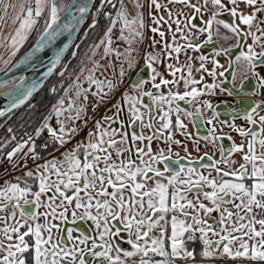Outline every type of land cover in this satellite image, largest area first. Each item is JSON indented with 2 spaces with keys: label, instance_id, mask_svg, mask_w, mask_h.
I'll use <instances>...</instances> for the list:
<instances>
[{
  "label": "snow or ice",
  "instance_id": "6c2138e0",
  "mask_svg": "<svg viewBox=\"0 0 264 264\" xmlns=\"http://www.w3.org/2000/svg\"><path fill=\"white\" fill-rule=\"evenodd\" d=\"M91 7L92 0H0V47L9 53L0 71L25 66L45 69L42 79L52 75L70 47L57 42L72 40ZM99 17L102 35L76 70L74 114L65 117L82 126L57 119L54 128L49 116L26 139L11 135L10 151H3L9 140L0 142L5 174L22 173L0 184V264H264V0H100L91 29ZM41 21L36 43L13 64ZM98 49L101 60H120L112 78L95 75L111 66L95 59ZM82 76L95 91L82 87ZM29 80L0 79V117L40 86ZM220 94L237 97L235 104L214 103ZM65 102L53 106L57 117ZM205 110L212 127L193 139L181 116ZM217 120L229 131L217 135ZM176 132L193 139L196 152L204 141L203 155L193 158Z\"/></svg>",
  "mask_w": 264,
  "mask_h": 264
},
{
  "label": "trees",
  "instance_id": "16d2710c",
  "mask_svg": "<svg viewBox=\"0 0 264 264\" xmlns=\"http://www.w3.org/2000/svg\"><path fill=\"white\" fill-rule=\"evenodd\" d=\"M67 2V0H65ZM100 5V0H93L92 7L89 9L87 13L86 19L70 45L69 49L65 53V57L61 62V65L65 62L68 64L69 61L75 65L79 61L77 59L84 55V52L87 47L93 45L98 42V38L102 35V30L104 28V18L99 17L100 26L95 30L91 29L89 25L92 23V19L94 14L96 13L97 7ZM43 28V21H41L40 25L34 30L29 39L24 43L23 47L16 54L15 57L12 58V61L23 51V49L36 37V35ZM87 33V36L85 35ZM79 45V49L76 46ZM73 51H77L78 55L75 59L72 58L71 53ZM85 56H83L84 59ZM70 63V64H71ZM61 65L58 66L56 71L48 76L45 81L40 85L35 93L26 101L20 108L15 109L10 116L6 115L4 117H0V142L5 141L6 139L10 141L11 135H15L17 140L21 139L22 135H25V132L31 133L33 130L42 122L43 117L51 108L52 104L55 102L59 95V90L65 86L67 81L74 77L73 68L69 71V73H65V76L61 78L59 76V72L62 70ZM71 65H69V69ZM55 87L57 89L56 93L53 94L51 89ZM11 127L13 129V133H8L7 129ZM16 143V141H10L7 146L3 149L6 153L11 150V147ZM40 143V141H38ZM3 154H0L2 157ZM1 184V182H0Z\"/></svg>",
  "mask_w": 264,
  "mask_h": 264
},
{
  "label": "flooded vegetation",
  "instance_id": "af4514ba",
  "mask_svg": "<svg viewBox=\"0 0 264 264\" xmlns=\"http://www.w3.org/2000/svg\"><path fill=\"white\" fill-rule=\"evenodd\" d=\"M221 43H223L224 46H228V44H229L230 42H223V41H222ZM206 53H207V52H206ZM226 59H227V58H225V59H221V63H225ZM142 64H143V61H141V65H142ZM225 66H227V65L225 64ZM230 71H231V70H230ZM68 72H69V71H68ZM71 78H73V77H71ZM71 78L67 81V83H66L65 85L68 84V82L71 80ZM219 79L224 80L225 78H219ZM229 80H230V77H229ZM70 82H71V81H70ZM209 82H211L210 78H209ZM71 83H72V82H71ZM227 85H228V87H230V86H231V83L229 82V83H227ZM64 87H65V86H64ZM61 92H62V91H61ZM60 95H61V93L58 95V97H59ZM58 97H57V98H58ZM233 99H234L233 97H228L226 94H220V95H218L217 97L213 98V102L218 104L219 101H222V100H233ZM179 103H180V106H181L182 108H184L185 110H187V111H193V112L195 111L194 106L186 105L183 101H180ZM101 110L103 111V109H101ZM217 110L221 113V116H220V119H221V120H223V119H227V117L224 115L225 108H224L223 105H220V106L218 107ZM201 117H202V119H203L204 126L206 127V134L204 135V136H206V135H208V133H209V129L212 127V125H209V124L206 123V120L209 119V118H211V110H205V112L203 113V115H202ZM181 118L184 120V123L187 125V132L193 137V139H197V138H199V137H197V136L192 132V129H193V128H192V125H191V122H190V118H185V117H183V115L181 116ZM173 119H174V117H173ZM236 123H238V124H242L243 122H242L241 120H237ZM214 124H215L216 127H217V135L220 134L221 130L224 131V132L229 131V129H228L226 126L223 127V129H221V126H220L218 120H217V121H214ZM89 125H90V124H89ZM85 130H86V129H85ZM137 130L139 131V129H137ZM85 133H86V132H85ZM84 136H85V134H84ZM84 136H83V138H84ZM201 137H203V136H201ZM83 138H81V140H82ZM175 138H176V139H180V140H182V141L187 145L189 153H191V156L194 157L195 159H197V158H199V156L203 155V153H204V151H205V148H204V144H205V142H204V141L201 140V142H203V144H201V151H200V152H196L195 149L193 148V139H187L186 137L180 135V132H176V133H175ZM77 139H78V137H76V140H77ZM74 142H75V140H74L72 143L74 144ZM228 142H229V141H224V143H225L226 145L228 144ZM69 146H70V145H69ZM161 146H163V143H162V142H161ZM174 151H175V152H179L180 155H181V154H182V155H186V153L183 152V150H182V148H181L180 146H176V147L174 148ZM208 151H209V154H210V155H213L214 159H218V158H219V154H218V153H215V154H214V150L211 149V146H210V145H209ZM173 157H175V156H173ZM29 163H30V162H29ZM28 166H29V167H32V164L30 163ZM186 166H187V165H186ZM162 167H163V166L161 165V168H162ZM195 167L199 168V164H197ZM200 171L205 172V174H206V170H204V169H200ZM16 172H17V173L19 172L18 174L21 173L20 171H16ZM19 176H20V175H19ZM1 180H2V179H0V182H1ZM3 180H5V179H3ZM66 227H73V225L68 224V225H66Z\"/></svg>",
  "mask_w": 264,
  "mask_h": 264
},
{
  "label": "water",
  "instance_id": "95a60500",
  "mask_svg": "<svg viewBox=\"0 0 264 264\" xmlns=\"http://www.w3.org/2000/svg\"><path fill=\"white\" fill-rule=\"evenodd\" d=\"M71 2H72V0H67L66 3H71ZM74 14L75 15H79V13H74ZM86 15H87V13L85 14V18H86ZM84 21H85V19H84ZM82 25L83 24L79 25V30L81 29ZM79 30L78 31H75L73 33V36H72V40L71 41H69V38H68L67 35L61 37L60 40L57 42V47L62 46L64 43H70V45H71L73 39L75 38V36L79 32ZM42 31H43V28L36 35V37L30 42V44L26 48H24V50L12 61L13 64L17 63L20 60V58L33 47V45L36 43V40L38 39V37H39V35H40V33ZM208 51H209V49H206L205 50V54H207L206 52H208ZM48 55H50V50H46L45 53L42 54V56L45 57V58ZM44 70L45 69L41 68L39 72H32L27 67L21 66L19 69H15L13 72L8 73V76H5V73L3 71H0V79H7V78H10V77H13V76L26 75V76H28L30 78V80L28 81V83L31 82V78H35L36 80L40 81V85H41L45 81V79L47 78V77L46 78H43V79L41 78V72H43ZM226 76H227V74H226ZM145 77L147 78V75L146 74H145ZM228 79H229V77H228ZM227 87H228V85H227ZM231 87H232V85L229 88H231ZM37 89L33 93H35L37 91ZM233 98H234L233 100H228L229 103L235 104V101H236L237 97L233 96ZM1 102L3 103V105H4V103H6V99H4L2 95H0V103ZM190 122H191V125H192V128H193L192 129V132L197 137H201V136H204L206 134V127L204 126V122H203L202 117H199V118H196V117L190 118ZM229 143L230 142H228V144ZM201 144H203V142H201ZM180 157H185V155H182L181 154ZM173 159H177V157H173ZM181 163L184 164V165H187L188 164V161H187V159H183V160H181ZM197 164H194L193 166H196Z\"/></svg>",
  "mask_w": 264,
  "mask_h": 264
},
{
  "label": "rangeland",
  "instance_id": "374dc122",
  "mask_svg": "<svg viewBox=\"0 0 264 264\" xmlns=\"http://www.w3.org/2000/svg\"><path fill=\"white\" fill-rule=\"evenodd\" d=\"M80 31V30H79ZM78 34V33H77ZM76 37V36H75ZM75 39V38H74ZM73 39V40H74ZM73 42V41H72ZM30 44V43H29ZM28 44V45H29ZM72 44V43H71ZM27 45V46H28ZM26 46V47H27ZM25 47V48H26ZM24 50V49H23ZM96 52H97V50H96ZM86 53L88 54V56H90V55H92V49H91V46H89V47H87L86 48V50H85V52H84V55L83 56H85V58L83 59V56H81L80 58L78 57L77 59H79V61L76 63L77 65H75V64H73V63H71L70 65V69H69V71L73 68V74H75V76H76V70L81 66V64H80V62H81V60H87V56H86ZM101 53H102V51H99V52H97L96 53V55H95V58H96V60H100V62L103 64V63H105V61H107L111 66L109 67V70H110V75L108 76V78H112V75H113V73H116V72H118L119 71V64H120V60H118L116 57H115V54H113L111 57H108V59L107 60H101ZM65 64V62L61 65V68H62V66ZM88 67H91V66H88ZM67 73H69V72H67ZM99 74V73H98ZM101 75H102V73H100ZM104 74V73H103ZM87 75V72H85L84 73V76H86ZM75 76H74V78H75ZM83 76V77H84ZM99 79H100V77H98ZM82 86L83 87H85V88H90L91 87V85H89L85 80L82 82ZM66 87V86H65ZM64 88V87H63ZM95 89H96V87H95ZM62 90H64V89H62ZM62 90H59L60 92H59V94L61 93V91ZM74 92H75V89L73 88L70 92H69V100H68V103H69V105L67 106V108H69V106H72V107H75V105L73 104V100H74ZM56 106L57 107H59V105L58 104H56ZM66 107V106H65ZM52 108V107H51ZM63 108H64V106H63ZM54 109V108H53ZM50 110L51 109H49L48 110V112L45 114V116L43 117V119H42V122H41V124L43 123V121H44V119L46 118V116L48 117V115L49 116H51V119L53 120V123L54 124H57V119H60V120H65V115H64V110L61 112V115L59 116V117H57L56 116V113H55V111L54 110H52V112L50 113ZM69 110L67 109L66 110V112H68ZM102 111V110H101ZM50 113V114H49ZM74 113L73 112H70L69 111V116L70 115H73ZM89 114H91V112H89ZM68 120H65V124H66V126L68 125ZM48 123H49V121H48ZM41 124H39L37 127H39ZM50 124H52V122H50ZM36 127V128H37ZM35 128V129H36ZM34 131V130H33ZM31 133H33V132H31ZM20 140V139H19ZM10 151V150H9ZM44 155H47V153H44ZM1 174V173H0ZM14 176H17V172H15V174L13 175V177Z\"/></svg>",
  "mask_w": 264,
  "mask_h": 264
},
{
  "label": "crops",
  "instance_id": "0c3cea01",
  "mask_svg": "<svg viewBox=\"0 0 264 264\" xmlns=\"http://www.w3.org/2000/svg\"><path fill=\"white\" fill-rule=\"evenodd\" d=\"M124 48V47H123ZM123 48H119L121 51H123ZM99 51H102V49H98L97 50V52H99ZM96 52V53H97ZM8 56H9V53H7L6 51H5V49L3 48V47H0V57H2L4 60H6V59H8ZM85 58V57H84ZM96 59V58H95ZM108 59V57L107 58H105V60H107ZM87 66H91V64H88ZM0 68H4V64H3V62H2V60H0ZM97 77H100V79L101 80H103L104 78H105V76H109L110 75V70H109V68H108V70H107V72H104V74H98V73H96L95 74ZM87 76V75H86ZM170 78V77H169ZM85 79H84V77L82 76L81 77V79H80V81H79V83L82 85V82L84 81ZM72 83H71V82ZM69 82H68V84L67 85H65L66 87H62L61 88V90L62 89H64V90H62V92H61V95L55 100V102L52 104V108H50L51 110H50V113L52 112V110H54L53 109V106L54 105H56V104H58V101L61 99V98H65V105H64V115H65V117H67V116H69V111L68 112H66V110L68 109L67 108V106L69 105V103H68V100H69V92L73 89V88H71L70 86L75 82V78L73 77V78H71V80H70ZM83 87V86H82ZM95 85H91V87H90V89L92 90V91H95L96 89H95ZM66 106V107H65ZM49 113V114H50ZM47 117V116H46ZM48 117H49V115H48ZM45 120V119H44ZM49 121V124H50V122H52V124H50L52 127H54V128H58L59 127V125L58 124H54L53 123V120L52 119H50V120H48ZM44 122V121H43ZM68 127H76V126H82V121H75V123H72L71 121H69L68 122V125H67ZM89 128H91V124L89 125ZM87 131V129L85 130V131H83V132H81L80 133V135H78L77 137H78V139L77 140H81V138H83V136H84V134H85V132ZM75 143V142H74ZM69 147H71V145L69 146ZM19 173V172H18ZM17 173V176H21L22 175V173H20V174H18ZM3 182H4V180L2 179L1 180V184H3Z\"/></svg>",
  "mask_w": 264,
  "mask_h": 264
},
{
  "label": "built area",
  "instance_id": "2783aa9c",
  "mask_svg": "<svg viewBox=\"0 0 264 264\" xmlns=\"http://www.w3.org/2000/svg\"><path fill=\"white\" fill-rule=\"evenodd\" d=\"M118 45H123L120 42H116L114 44V47L118 46ZM44 137L47 138V133H44ZM21 138L26 139L27 137L25 135H22ZM40 143H42V141H40ZM0 161H2V166H0V179H12L13 175L15 174L16 171H13L11 176H8L5 174V169H9L10 170V162H8L6 159L2 157H0ZM30 164V163H29Z\"/></svg>",
  "mask_w": 264,
  "mask_h": 264
},
{
  "label": "bare ground",
  "instance_id": "6f19581e",
  "mask_svg": "<svg viewBox=\"0 0 264 264\" xmlns=\"http://www.w3.org/2000/svg\"><path fill=\"white\" fill-rule=\"evenodd\" d=\"M93 2V1H92ZM87 16V15H86ZM86 19V18H85ZM116 47H118V48H123V47H126V45H118V46H116ZM30 98V97H29ZM29 100V99H28ZM27 100V101H28ZM5 104V103H4ZM3 105V103L1 102L0 103V106H2Z\"/></svg>",
  "mask_w": 264,
  "mask_h": 264
}]
</instances>
